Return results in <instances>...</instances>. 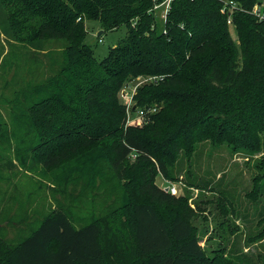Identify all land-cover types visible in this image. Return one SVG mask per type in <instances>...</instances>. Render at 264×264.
Returning a JSON list of instances; mask_svg holds the SVG:
<instances>
[{
    "label": "trees",
    "instance_id": "16d2710c",
    "mask_svg": "<svg viewBox=\"0 0 264 264\" xmlns=\"http://www.w3.org/2000/svg\"><path fill=\"white\" fill-rule=\"evenodd\" d=\"M226 1L239 8L231 25L220 0H173L164 21L153 0H0L5 35L36 51L46 41L64 44L61 67L27 109L32 160L59 167L96 146L113 176L147 200L131 198L126 219L109 216L80 228L54 210L17 245L0 243V264H231L219 251L207 258L191 214L170 209L181 200L154 184L159 174L173 178L179 153L189 157L201 141L250 155L260 149L264 19L251 12L262 4L264 16V2ZM87 21L103 33L126 28L104 60L85 43ZM137 78L147 82L137 86L133 108H160L147 124L124 129L118 97ZM254 168L257 199L264 195V155ZM229 258L249 264L245 255Z\"/></svg>",
    "mask_w": 264,
    "mask_h": 264
},
{
    "label": "rangeland",
    "instance_id": "374dc122",
    "mask_svg": "<svg viewBox=\"0 0 264 264\" xmlns=\"http://www.w3.org/2000/svg\"><path fill=\"white\" fill-rule=\"evenodd\" d=\"M263 3L264 0H259ZM160 10L156 18L162 21ZM85 43L97 60H104L110 48L126 36V28L107 31L96 21L85 22ZM232 32V29H231ZM64 44L46 41L41 51L5 35L0 26V243L15 246L28 237L54 210L66 212L75 228L99 218L118 220L131 216L126 206L140 197L133 185L120 181L110 172L96 146L84 148L59 167L45 168L32 160L29 143L34 136L28 107L39 98L36 89L54 76L62 63ZM143 79H131L119 94L125 106L123 128L147 124L128 112L134 104L137 86ZM131 100V101H130ZM130 106H127V105ZM129 107V108H128ZM129 109V110H128ZM66 146V145H62ZM264 155V134L258 152H232L225 144L209 141L195 144L187 157L180 152L172 170L173 178L156 176L155 186L162 191L174 187L178 206L191 214V224L199 245L211 259L223 253L233 264L234 255H245L249 264H264V195L254 198L252 178L255 165ZM130 163L136 158L129 156ZM158 212L163 211L157 208ZM236 264V262L234 263Z\"/></svg>",
    "mask_w": 264,
    "mask_h": 264
},
{
    "label": "built area",
    "instance_id": "2783aa9c",
    "mask_svg": "<svg viewBox=\"0 0 264 264\" xmlns=\"http://www.w3.org/2000/svg\"><path fill=\"white\" fill-rule=\"evenodd\" d=\"M154 1V6H153V10L157 12V10H160L161 13L160 17L162 18V21L165 20L166 15L168 14V11L170 9V5L173 2V0H153ZM222 2V9L221 12L223 14H225L227 16V24L231 25V16L232 13L236 10H239V8H237V6L231 2V1H226V0H220ZM263 5L261 4H256L253 9H252V14L254 16H256L259 20H263L264 16L261 12V7ZM150 81V80H149ZM144 82H147L146 80H144ZM126 93L125 91H122V94ZM133 97V95H131V98ZM131 101V100H130ZM132 103V101H131ZM127 106H130L129 104ZM129 108V107H128ZM130 111L128 112H133L137 114V120L140 121H144V119L147 118V114L148 113H152L154 112L156 109L153 107L151 109H134L133 106L130 107ZM129 110V109H128ZM130 157L132 158H136V154L134 153V151H132V153L130 154ZM164 192L169 193L170 195H174L176 193V189L174 187L170 188L168 187L166 190H164Z\"/></svg>",
    "mask_w": 264,
    "mask_h": 264
},
{
    "label": "water",
    "instance_id": "95a60500",
    "mask_svg": "<svg viewBox=\"0 0 264 264\" xmlns=\"http://www.w3.org/2000/svg\"><path fill=\"white\" fill-rule=\"evenodd\" d=\"M102 33H103V31H102V32H100V33H99V35H101Z\"/></svg>",
    "mask_w": 264,
    "mask_h": 264
}]
</instances>
